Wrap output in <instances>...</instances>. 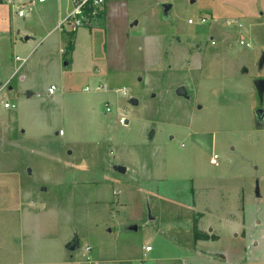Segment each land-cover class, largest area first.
Returning a JSON list of instances; mask_svg holds the SVG:
<instances>
[{"label": "rangeland", "instance_id": "rangeland-1", "mask_svg": "<svg viewBox=\"0 0 264 264\" xmlns=\"http://www.w3.org/2000/svg\"><path fill=\"white\" fill-rule=\"evenodd\" d=\"M14 1L0 4V264L119 259L178 220L184 242L192 199L221 225L211 250L264 264V0H105L65 54L66 31L46 36L55 2Z\"/></svg>", "mask_w": 264, "mask_h": 264}, {"label": "crops", "instance_id": "crops-1", "mask_svg": "<svg viewBox=\"0 0 264 264\" xmlns=\"http://www.w3.org/2000/svg\"><path fill=\"white\" fill-rule=\"evenodd\" d=\"M9 1L15 2L14 0H9ZM47 1L49 0H46L43 3H38L37 0L36 3L45 4ZM52 1H54L55 4L57 5L58 11H57L56 19H54L53 26L51 30L48 31L46 36L51 35V33H54L55 31H58L59 32L58 43L62 45L63 35L61 31L58 29V24L62 22L71 12L72 4H71V0H52ZM17 2L22 3L20 1ZM106 10L107 9L105 8L104 5V14H103L104 18L107 15ZM45 37H43L42 40ZM26 40H28V38H26ZM60 52L62 53L61 49ZM197 206L198 205L196 201L192 199L189 202V204L186 206V208L192 214H197V219L195 220L194 224L197 228L198 235H195L194 232H192L193 234H191V231H193L192 227L194 226L193 222L190 223L189 226L187 227L189 232L188 236H185V234H183L184 233L183 230L179 231V233L183 235L184 242H182L179 238H174L172 236L173 227L175 228L176 226L177 230L181 228V225L179 224V222H181L180 220L177 221L178 223L173 222L171 224V226L173 227L170 228V230H169V226L158 225V227H156V229L152 232L150 237L156 240L158 239V241H156L155 243V247H152L149 243H146L144 247L141 246V248L138 249L135 253H130V255L128 256L120 257L119 259L116 258L98 259L97 261H92L89 264H234L230 260V256L228 255V253H221L215 251L214 249L212 250L210 249L211 247H209L208 243L217 242L220 239L221 232L218 230V228L221 225L215 223L214 229L215 228L216 229L214 230L213 228H210L209 225L211 223H208L209 221L206 220L207 213L210 212L209 208L205 207L203 208V210H198ZM170 215L171 214H169V216ZM73 241H70V243ZM146 246H150L151 250L146 251L145 250Z\"/></svg>", "mask_w": 264, "mask_h": 264}, {"label": "built area", "instance_id": "built-area-1", "mask_svg": "<svg viewBox=\"0 0 264 264\" xmlns=\"http://www.w3.org/2000/svg\"><path fill=\"white\" fill-rule=\"evenodd\" d=\"M46 0H38V3H43ZM31 2H22L18 3L16 15L20 18L24 17L23 9ZM72 10L68 16L58 24V29L62 32L64 30H70L75 32L78 28L90 25V23L99 17H102L104 14V4L105 0H71ZM201 23H204L205 20L201 19ZM188 23H192L191 20ZM67 28V29H66ZM242 43V42H241ZM6 86V85H5ZM87 90V88H85ZM56 91V87L51 85L48 88V94L53 95ZM5 109L13 108L14 105L5 102L3 104ZM146 251H150L151 247L146 246ZM85 251H90L89 247L85 248ZM87 259L89 257L87 256Z\"/></svg>", "mask_w": 264, "mask_h": 264}, {"label": "water", "instance_id": "water-1", "mask_svg": "<svg viewBox=\"0 0 264 264\" xmlns=\"http://www.w3.org/2000/svg\"><path fill=\"white\" fill-rule=\"evenodd\" d=\"M168 9H169V6L168 5L167 6H164V10L167 11ZM263 63H264V53L262 54V56L260 58L259 66L261 67L263 65ZM255 86L257 88V91H258L259 96L261 97L262 94H263V92H264V80L263 79L256 80L255 81ZM176 93L182 95L184 92H183L182 88H177L176 89ZM131 102L133 104H135V105L137 104V101L135 99H132ZM256 115H257V118L259 120H262V118L264 116L263 110H261V109L256 110ZM152 135H153V132H151V135L150 136H152ZM116 168H117V170L119 172H122V173L125 172V168L124 167H116ZM76 248H77V243H76L75 240L73 242H71L70 244H68V246H67V249L70 250V251H73Z\"/></svg>", "mask_w": 264, "mask_h": 264}, {"label": "trees", "instance_id": "trees-1", "mask_svg": "<svg viewBox=\"0 0 264 264\" xmlns=\"http://www.w3.org/2000/svg\"><path fill=\"white\" fill-rule=\"evenodd\" d=\"M1 3H3V0H0V4ZM64 31H66V33H65V41H64V46H63L64 49H63L62 53L63 54H65V52L71 53L74 50V42H73L74 41V32L70 31V30H64ZM64 31H62V32H64ZM193 228H194V234L198 235V231H197L195 224H194Z\"/></svg>", "mask_w": 264, "mask_h": 264}]
</instances>
